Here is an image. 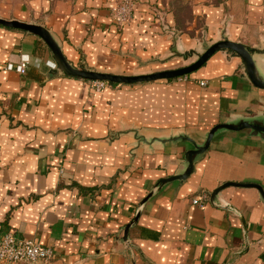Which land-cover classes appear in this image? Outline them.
I'll return each mask as SVG.
<instances>
[{
    "label": "crops",
    "instance_id": "0c3cea01",
    "mask_svg": "<svg viewBox=\"0 0 264 264\" xmlns=\"http://www.w3.org/2000/svg\"><path fill=\"white\" fill-rule=\"evenodd\" d=\"M115 0H0V17L38 22L75 66L116 74L170 69L162 63L179 31L183 50L229 39L256 49L264 73V0H136L119 25ZM203 35V36H202ZM30 56L25 74L6 68ZM160 59V60H158ZM45 41L0 25V223L2 232L52 247L36 264H264V140L224 132L185 181L178 173L189 141L138 143L184 132L198 142L216 124L264 113V89L226 50L182 77L136 84L58 73ZM200 81H206L202 86ZM208 195L204 207L193 199ZM128 238L124 239L125 229Z\"/></svg>",
    "mask_w": 264,
    "mask_h": 264
},
{
    "label": "water",
    "instance_id": "95a60500",
    "mask_svg": "<svg viewBox=\"0 0 264 264\" xmlns=\"http://www.w3.org/2000/svg\"><path fill=\"white\" fill-rule=\"evenodd\" d=\"M0 25L20 29L26 31L30 34L37 35L41 37L45 43L48 45L51 53L53 62H47L46 65L49 68V75L54 76L58 73H63L66 75H72L80 78L87 79L89 81H106L113 84H136L147 81H153L158 79H173L190 74L199 68H201L209 58L220 50H226L230 53L239 56L242 61V67L246 74V77L252 82L256 87L264 89V73L262 72L257 60L254 57L256 49L242 43L239 41H234L229 39L226 35V29L222 32V39L218 40L212 44L206 41L204 36L201 41H199V48L191 49L190 51L183 50L180 46L179 31L169 30L173 35L174 43L169 52L170 56L165 59H158L160 61L168 60L174 57H180L187 60L189 57H196V59L185 66H179L176 68H170L166 70L142 73V74H116V73H105L98 72L94 70H89L83 67V65L75 66L67 56L65 55L60 42L56 39L53 33L45 27L43 24L38 22H27L19 19H5L0 17ZM55 64V67L52 66ZM248 130V137L260 138L264 140V113H258L256 115H239L233 119L218 123L213 126L202 138V142H198L192 138L188 133L180 132L172 134L169 136L161 137H146L136 131V137L138 143H176L179 141H189L192 144V148L187 150L185 154V159L181 170L169 177H164L160 179L150 193L141 201L139 207H141L145 202H147L160 188L164 185L175 182V181H185L195 170L196 162L202 157V155L208 150L211 142L220 134L230 131H241ZM229 186L255 188L259 191L260 197L264 202V188L259 183L254 182H225L219 187H217L210 195V202L213 205L225 207L222 205L218 199V195L221 191ZM139 217V209L135 219L127 225L125 229L124 239L128 238V231L130 226L137 221Z\"/></svg>",
    "mask_w": 264,
    "mask_h": 264
},
{
    "label": "built area",
    "instance_id": "2783aa9c",
    "mask_svg": "<svg viewBox=\"0 0 264 264\" xmlns=\"http://www.w3.org/2000/svg\"><path fill=\"white\" fill-rule=\"evenodd\" d=\"M136 0H115L112 6V17L119 25L130 23L134 18ZM51 63V62H50ZM30 64V56L25 54L21 56L18 64L8 63V70H15L21 74L27 72ZM55 67V64H52ZM97 90L103 89L109 82L94 81ZM206 81H200L202 86ZM208 195L193 199V203L204 207ZM55 255L52 247L43 246L34 239L27 237H18L15 232H2L0 223V264H36L40 261H49Z\"/></svg>",
    "mask_w": 264,
    "mask_h": 264
},
{
    "label": "rangeland",
    "instance_id": "374dc122",
    "mask_svg": "<svg viewBox=\"0 0 264 264\" xmlns=\"http://www.w3.org/2000/svg\"><path fill=\"white\" fill-rule=\"evenodd\" d=\"M2 18H4V17H2ZM5 19H9V18H5ZM202 39H203V37H202ZM199 41L197 43H199ZM190 50H187V51H190ZM169 56H170V54H168L165 58H167ZM195 59H196V57H189L187 60H184L183 58H180V57H174V58H171V59H168V60H164V61H162V63H168V62H170L169 65L172 66L171 68H176V67H179V66L188 65V64L192 63ZM164 70H166V69H164ZM159 71H161V70H159Z\"/></svg>",
    "mask_w": 264,
    "mask_h": 264
}]
</instances>
